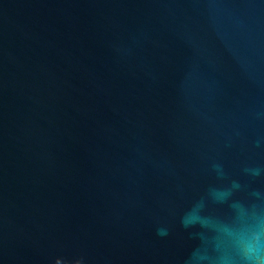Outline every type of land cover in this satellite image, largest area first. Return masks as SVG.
Returning a JSON list of instances; mask_svg holds the SVG:
<instances>
[{
	"label": "water",
	"instance_id": "water-1",
	"mask_svg": "<svg viewBox=\"0 0 264 264\" xmlns=\"http://www.w3.org/2000/svg\"><path fill=\"white\" fill-rule=\"evenodd\" d=\"M222 187L264 209V0H0V264H184Z\"/></svg>",
	"mask_w": 264,
	"mask_h": 264
},
{
	"label": "clouds",
	"instance_id": "clouds-1",
	"mask_svg": "<svg viewBox=\"0 0 264 264\" xmlns=\"http://www.w3.org/2000/svg\"><path fill=\"white\" fill-rule=\"evenodd\" d=\"M210 194L214 203L227 204L228 213L213 216L203 200L183 212L180 223L195 240L184 264H264V209L258 201L236 197L223 187ZM168 231L157 228L161 236Z\"/></svg>",
	"mask_w": 264,
	"mask_h": 264
}]
</instances>
